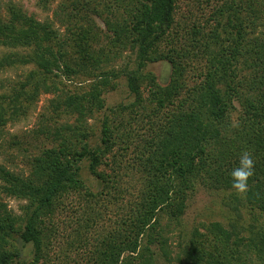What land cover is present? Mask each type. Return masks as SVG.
<instances>
[{
    "label": "trees",
    "instance_id": "1",
    "mask_svg": "<svg viewBox=\"0 0 264 264\" xmlns=\"http://www.w3.org/2000/svg\"><path fill=\"white\" fill-rule=\"evenodd\" d=\"M97 1L59 5L66 34L21 8L7 5L6 16L0 10V47L15 49L2 52L0 71L37 67L0 78V142L6 124L26 119L41 92L56 96L32 130L48 146H38L28 173L0 164V264H152L151 245L164 248L166 227L200 183L228 193L233 210H257L264 222V37L252 35L264 0L241 7V0H222L206 21L177 17L179 0H102L106 46L89 18ZM229 10L234 26L220 19ZM71 48L79 54L72 60ZM125 48L135 54L133 66L112 68ZM159 61L169 67L166 79L146 69ZM81 73L91 83L70 92L74 85L62 75L72 82ZM119 78L133 99L104 115L92 144L89 119ZM244 152L255 167L240 194L231 172ZM84 167L94 184L82 178ZM6 197L24 201L19 214ZM255 226L194 228L181 264H264V224Z\"/></svg>",
    "mask_w": 264,
    "mask_h": 264
},
{
    "label": "rangeland",
    "instance_id": "2",
    "mask_svg": "<svg viewBox=\"0 0 264 264\" xmlns=\"http://www.w3.org/2000/svg\"><path fill=\"white\" fill-rule=\"evenodd\" d=\"M101 1L102 0H98L95 3L97 15L92 16L90 13L89 18L91 16L99 28V45L106 46L109 42L110 33L106 31L103 23L107 16V11L105 9L106 5H103ZM221 1L222 0H210L209 3H206L205 0H179L177 17H180L181 19L186 18L187 20L192 19L194 21L196 19L206 21L214 10V6L219 5ZM235 1L239 3V0ZM71 2L72 0H50L47 3H44L41 0H0V10L3 16H6L8 11L7 5L9 7L15 6L16 8H21L24 13L32 16L35 20L41 22L48 20L53 23V26L58 32L60 31L61 34H66L67 32L64 25H62V22L57 19L55 11H58L59 5H69ZM78 4L81 5L82 3ZM244 4L245 1L241 0L239 7ZM240 12L239 15L241 19H245L243 16L245 12ZM235 14L236 12L229 10L228 12H224V15L220 16V19L223 17V22H227L229 19L230 24L234 26V24L237 23ZM252 31V35H257L259 38H263L264 19L261 24H259L256 29H252ZM92 35L93 34H89V36ZM99 45L96 44V48ZM10 49L6 48L2 50L0 47V55H2L3 51L15 52V49ZM21 50L22 49H18L17 51ZM115 54L116 57L111 63L113 66L112 68L122 70L125 66H133L135 54L129 48L121 49L120 53L115 52ZM69 56L72 60L75 56H79V54H77V50L71 48L69 50ZM31 69H37V67L32 63L22 65V67L13 66L6 70H1L0 78L9 77L10 79H14L24 75V73H27ZM146 69L151 70L159 80L166 79L169 74V67L166 62L159 61L149 63L147 64ZM61 79L70 86L74 85L73 87H69L70 92L74 91V89H76L75 87L79 88L82 85L86 86L92 81L89 75L84 77L82 73L72 82L67 81L63 75ZM112 82H115L116 84L111 83L106 89L107 91L101 94L105 107L100 111H96L88 122L92 125V137L90 140L92 144L98 142L100 123L104 115H108L110 118L113 117L114 112H111L112 109H115L120 104L128 103L133 99L125 86V80L123 78H119ZM51 99L55 100L56 96L51 93L41 92L34 104V108L29 110L26 119L20 117L23 120L8 122L6 124L1 135L0 164L8 165L13 171H23L24 173H28L30 159L32 158V155L37 152L38 146H42L43 144L47 145L46 142L42 140V137L33 134L32 130L37 125V118L40 115V112L49 113V110L51 111V107L49 106V101ZM239 109L240 107L238 106V110ZM73 117V115H69L66 118L65 114H63L61 119H68L71 121L74 119ZM48 144L50 145L49 142ZM81 176L84 180L90 182L89 184L95 183L93 177L86 170V167L82 169ZM229 197L228 193L226 194V192L224 193L222 190L214 189L212 185H203V183L197 184L195 190L190 193L186 200V209L182 216L176 220H172L171 224L166 227L164 237H166L167 241L164 248L161 249L159 243L151 245L153 253L152 264H181L184 258L182 254V245L194 228H197L200 231L203 230L202 224H208L211 221H218L225 226H229L230 223H233L239 226L241 225L246 230L250 228V225L255 226L256 222L260 221L264 224L262 216L260 217L257 210L249 207H241L237 211L226 205V200ZM3 202L8 209H11L16 214L21 212L20 205L24 203L23 200H17L11 197L3 198ZM255 217H258V221ZM166 221L168 220L165 218L164 222ZM257 228L258 226L254 227V229ZM29 250H31V248L27 249L28 256L30 254Z\"/></svg>",
    "mask_w": 264,
    "mask_h": 264
},
{
    "label": "clouds",
    "instance_id": "3",
    "mask_svg": "<svg viewBox=\"0 0 264 264\" xmlns=\"http://www.w3.org/2000/svg\"><path fill=\"white\" fill-rule=\"evenodd\" d=\"M254 161L249 152L241 154L239 159V166L234 168L231 172L232 187L238 193L243 194L248 189V180L254 174Z\"/></svg>",
    "mask_w": 264,
    "mask_h": 264
}]
</instances>
